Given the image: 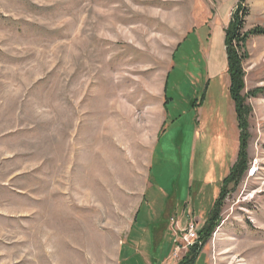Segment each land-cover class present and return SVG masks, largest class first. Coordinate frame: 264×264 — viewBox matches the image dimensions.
Here are the masks:
<instances>
[{"label": "rangeland", "instance_id": "obj_1", "mask_svg": "<svg viewBox=\"0 0 264 264\" xmlns=\"http://www.w3.org/2000/svg\"><path fill=\"white\" fill-rule=\"evenodd\" d=\"M236 4L0 0V264H187L186 215L212 225L193 264L251 263L237 245L264 247V35L245 45L243 173L222 183ZM244 5V29L264 28V0Z\"/></svg>", "mask_w": 264, "mask_h": 264}, {"label": "trees", "instance_id": "obj_2", "mask_svg": "<svg viewBox=\"0 0 264 264\" xmlns=\"http://www.w3.org/2000/svg\"><path fill=\"white\" fill-rule=\"evenodd\" d=\"M245 0H237V4L231 13L226 27L224 28L223 45L225 48L226 55V71L228 74L229 84L228 91L230 98L234 106V112L236 115L237 127L239 130V150L236 162L231 167L228 175L224 178L222 183L234 181L240 177L243 173L245 163V148H246V137L247 133L243 132L246 129V121L243 118V113H247L246 98L243 93L244 79H243V63L248 58L246 51V42L252 35H264V28L254 26L250 29L245 30V16L247 15L248 9L244 5ZM264 90V89H263ZM264 94V91L261 92ZM219 200L214 201L212 209L209 212L208 219L214 221L218 216V203ZM209 224V225H208ZM208 223V220L202 224V227L198 230V240L191 246V254L182 259V263L188 260L187 264H193L200 247L198 241L206 240L212 231V225ZM206 225H208L206 227ZM193 251V252H192ZM179 264V263H177Z\"/></svg>", "mask_w": 264, "mask_h": 264}, {"label": "built area", "instance_id": "obj_3", "mask_svg": "<svg viewBox=\"0 0 264 264\" xmlns=\"http://www.w3.org/2000/svg\"><path fill=\"white\" fill-rule=\"evenodd\" d=\"M176 217H170V222L174 230H178V224H175ZM197 228L196 223L193 218H189L185 224V227L181 230L182 235L177 237V243L175 244V249H179L181 246L188 247L192 246L197 241ZM181 242V243H180Z\"/></svg>", "mask_w": 264, "mask_h": 264}, {"label": "bare ground", "instance_id": "obj_4", "mask_svg": "<svg viewBox=\"0 0 264 264\" xmlns=\"http://www.w3.org/2000/svg\"><path fill=\"white\" fill-rule=\"evenodd\" d=\"M253 171H255V169L252 170L250 175H253ZM255 244H256L255 242L252 243V241H249L248 243H246V242L245 243H241V244L238 243L237 246H239L240 248L246 247V248H248L250 250L252 248H255V250L258 251L259 253L255 254V252H254L255 255H254V257H252L253 260L249 264H264V250H260V249H263L264 247L262 245V247L258 248V247H256ZM261 253H262V255H261Z\"/></svg>", "mask_w": 264, "mask_h": 264}, {"label": "crops", "instance_id": "obj_5", "mask_svg": "<svg viewBox=\"0 0 264 264\" xmlns=\"http://www.w3.org/2000/svg\"><path fill=\"white\" fill-rule=\"evenodd\" d=\"M232 164H233V163H232ZM232 164H231V166H232ZM231 166H230L229 164L227 165V168H226L227 171H226L225 173H228V171H229V169H230ZM183 212H184V211L181 212V213H182V216L180 217L181 220H182V218H183ZM136 215H137V212L135 213V217H136ZM189 217H190V218H193V216H188V215H186V219L189 218ZM194 219H195V218H194Z\"/></svg>", "mask_w": 264, "mask_h": 264}]
</instances>
